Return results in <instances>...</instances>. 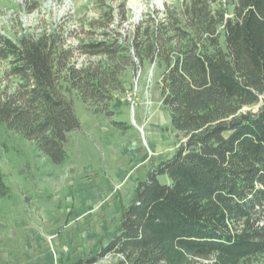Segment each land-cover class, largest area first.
Returning a JSON list of instances; mask_svg holds the SVG:
<instances>
[{
  "label": "trees",
  "instance_id": "16d2710c",
  "mask_svg": "<svg viewBox=\"0 0 264 264\" xmlns=\"http://www.w3.org/2000/svg\"><path fill=\"white\" fill-rule=\"evenodd\" d=\"M97 6L71 44V28L0 34V123L61 164L80 127L72 95L112 118L126 73L154 64L175 148L137 180L110 232L56 264H264V0H179L128 33L111 26L113 5Z\"/></svg>",
  "mask_w": 264,
  "mask_h": 264
},
{
  "label": "rangeland",
  "instance_id": "374dc122",
  "mask_svg": "<svg viewBox=\"0 0 264 264\" xmlns=\"http://www.w3.org/2000/svg\"><path fill=\"white\" fill-rule=\"evenodd\" d=\"M105 1L115 7L111 26L118 25L124 33L149 10H158L161 16L165 5L179 2ZM121 2L125 20L117 12ZM98 7L97 0H0V34L14 37L52 27L71 28L75 30L67 41L71 44L82 20L96 17ZM82 59L79 57V61ZM4 69L7 64L0 62V77ZM160 75L161 67L154 64L144 66L137 77L136 72L128 71L124 92L112 101V118L93 113L72 95L80 127L69 132L67 158L61 164L52 163L31 141L0 123V170L10 187L9 195L0 198V247L4 251L52 247L55 255L85 253L98 235L115 227L120 206L131 197L137 180L144 177L151 164L169 156L175 148L168 112L161 103ZM9 80L14 83L12 78ZM134 81L133 102H127L125 94ZM258 105L244 109L255 110ZM111 119L130 126L119 129ZM160 180L167 178L161 176ZM176 258L163 264H173ZM115 261L108 255L95 264ZM213 262L214 257L195 260L193 264Z\"/></svg>",
  "mask_w": 264,
  "mask_h": 264
},
{
  "label": "crops",
  "instance_id": "0c3cea01",
  "mask_svg": "<svg viewBox=\"0 0 264 264\" xmlns=\"http://www.w3.org/2000/svg\"><path fill=\"white\" fill-rule=\"evenodd\" d=\"M2 260L1 264H56L57 255L52 247H23L17 253L14 251H4L0 247Z\"/></svg>",
  "mask_w": 264,
  "mask_h": 264
},
{
  "label": "built area",
  "instance_id": "2783aa9c",
  "mask_svg": "<svg viewBox=\"0 0 264 264\" xmlns=\"http://www.w3.org/2000/svg\"><path fill=\"white\" fill-rule=\"evenodd\" d=\"M141 71V68H137V70L135 71L136 72V77L137 75L140 73ZM135 81H134V84H133V87H131L130 91H127L126 94H125V99L127 102H133V98H134V95H135V90H136V85H135ZM107 257V256H105ZM104 257V258H105ZM95 264V263H94Z\"/></svg>",
  "mask_w": 264,
  "mask_h": 264
}]
</instances>
